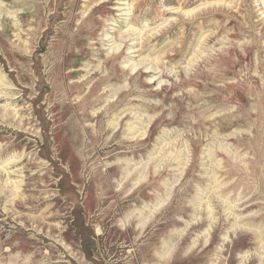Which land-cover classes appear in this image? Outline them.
<instances>
[{"label":"rangeland","instance_id":"374dc122","mask_svg":"<svg viewBox=\"0 0 264 264\" xmlns=\"http://www.w3.org/2000/svg\"><path fill=\"white\" fill-rule=\"evenodd\" d=\"M0 81V264H264V0H0Z\"/></svg>","mask_w":264,"mask_h":264},{"label":"bare ground","instance_id":"6f19581e","mask_svg":"<svg viewBox=\"0 0 264 264\" xmlns=\"http://www.w3.org/2000/svg\"><path fill=\"white\" fill-rule=\"evenodd\" d=\"M201 12V11H200ZM191 13H193V12H188V13H185L186 15H190ZM189 17V16H188ZM25 24V23H24ZM16 25V24H15ZM130 29V28H129ZM134 32V30H128V32L127 33H125V34H123L122 36H121V38H124V39H127V38H130L132 35V33ZM20 36V35H19ZM18 37V36H17ZM153 37V36H152ZM151 38V37H150ZM121 49V46L120 45H116V47L113 49V51H119ZM201 50V49H200ZM198 53H200V52H198ZM197 53V54H198ZM203 54V53H202ZM194 59V58H193ZM145 61L146 60H140V61H138V62H136V63H134L132 66V71H135L136 69H138L140 66H142L144 63H145ZM193 62V61H192ZM192 64V63H191ZM88 66V65H87ZM190 66V65H189ZM89 67H90V65H89ZM86 69H88V68H86ZM157 69H159V68H157V65H153V66H150L149 68H147V70H150V71H155V70H157ZM2 75V74H1ZM83 77V76H82ZM2 78V77H1ZM82 79V78H81ZM150 80H153V78H151ZM1 82V81H0ZM7 82V81H6ZM163 83V82H162ZM159 84V83H158ZM1 86H2V83H1ZM6 86V85H5ZM82 86V84L81 85H79L78 86V88H80ZM4 87V86H3ZM96 87H94V90H92L91 92H90V94L89 95H87V97H85V100H88V99H91L92 98V96H94L95 94H96V92H95V89ZM110 88V87H109ZM111 91V90H110ZM113 92V91H112ZM108 93V92H107ZM115 94V93H114ZM122 96V95H121ZM77 97V96H76ZM18 102V101H17ZM78 106H80V104H78ZM15 110V109H14ZM128 110V109H127ZM94 111V110H93ZM125 111V110H124ZM97 112V111H96ZM123 112V111H122ZM57 113V112H56ZM90 113H91V111H90ZM124 113V112H123ZM123 113H121V115L123 114ZM133 113V112H132ZM7 115V114H6ZM115 116V115H114ZM138 116V115H137ZM117 117H119V116H117ZM115 118V117H114ZM13 119V118H12ZM15 119V118H14ZM21 119V118H20ZM136 120V119H135ZM141 120V119H140ZM118 121V120H117ZM116 121V122H117ZM113 122V125H114V122H115V120H113L112 121ZM137 122V121H136ZM142 122V121H141ZM26 124V123H25ZM27 125V124H26ZM83 125V124H82ZM117 126H118V124H116ZM134 125V124H133ZM115 126V125H114ZM113 126V127H114ZM111 127V126H110ZM116 127V126H115ZM130 131L131 130H134L133 128H132V126H130V129H129ZM35 131V130H34ZM144 131V130H143ZM139 132V131H138ZM60 135V134H59ZM76 135V131L74 130V129H69V130H67V132H66V134H65V136H64V139H63V146H66V144L67 143H73L74 142V136ZM146 135V133H144V135L143 136H145ZM178 141V140H177ZM183 142V141H182ZM188 143V142H187ZM183 145H185V144H183ZM25 150V149H24ZM181 150V149H180ZM225 152V151H224ZM178 153H180L179 151H178ZM186 153V152H185ZM204 153V152H203ZM26 155V154H25ZM181 155V154H180ZM179 155V156H180ZM243 155V154H242ZM21 155H19L18 157H20ZM177 156V155H176ZM17 157V156H16ZM31 158V157H30ZM177 158V157H176ZM24 159V158H23ZM16 160H19V159H16ZM177 160V159H176ZM14 161H15V159H14ZM181 161V160H180ZM159 162V161H158ZM2 163H4V162H2ZM6 163V162H5ZM22 163V162H21ZM174 163V162H173ZM217 163V162H216ZM8 164V163H7ZM9 164H11V163H9ZM179 165H180V163H179ZM178 165V166H179ZM173 166V165H172ZM182 166V165H181ZM206 167V166H205ZM126 168H127V166H126ZM202 168V167H201ZM204 168V167H203ZM207 168V167H206ZM14 170V169H13ZM12 171V170H11ZM22 171V170H21ZM4 172H6V170H4ZM21 173V172H20ZM17 175V174H16ZM20 175V174H19ZM205 175V174H204ZM203 175V176H204ZM215 176V175H214ZM208 179V178H207ZM217 181V180H216ZM219 182V181H218ZM216 183V182H215ZM216 187V186H215ZM208 188V187H207ZM200 189V188H199ZM205 189V188H204ZM18 190V189H17ZM201 190V189H200ZM204 192V191H203ZM211 193V192H210ZM198 194H199V192H198ZM209 194V193H208ZM201 195V194H200ZM218 195V194H217ZM203 198V197H202ZM195 202V201H194ZM236 206V205H235ZM200 208V207H199ZM208 208V207H207ZM228 209V208H227ZM226 209V210H227ZM225 210V209H224ZM224 210H222V211H224ZM212 211V210H211ZM234 225V224H233ZM234 228V227H233ZM231 231V230H230ZM228 233V232H227ZM264 235V234H263ZM263 263V262H262Z\"/></svg>","mask_w":264,"mask_h":264}]
</instances>
